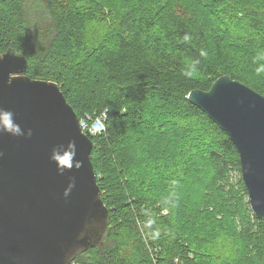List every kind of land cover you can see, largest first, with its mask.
<instances>
[{
    "label": "trees",
    "instance_id": "16d2710c",
    "mask_svg": "<svg viewBox=\"0 0 264 264\" xmlns=\"http://www.w3.org/2000/svg\"><path fill=\"white\" fill-rule=\"evenodd\" d=\"M8 49L82 121L103 115L110 223L72 264H264L239 152L188 99L222 75L264 95V0H0Z\"/></svg>",
    "mask_w": 264,
    "mask_h": 264
},
{
    "label": "water",
    "instance_id": "95a60500",
    "mask_svg": "<svg viewBox=\"0 0 264 264\" xmlns=\"http://www.w3.org/2000/svg\"><path fill=\"white\" fill-rule=\"evenodd\" d=\"M25 68L18 51L0 52V264H71L101 242L110 210L91 161L92 134L57 82ZM188 99L235 144L249 203L264 219V95L222 75ZM66 157L70 169L59 164Z\"/></svg>",
    "mask_w": 264,
    "mask_h": 264
},
{
    "label": "clouds",
    "instance_id": "9594fccd",
    "mask_svg": "<svg viewBox=\"0 0 264 264\" xmlns=\"http://www.w3.org/2000/svg\"><path fill=\"white\" fill-rule=\"evenodd\" d=\"M257 71H264V69H257ZM11 134L13 135H23V133H17V132H12L11 130H9ZM28 136H31L32 135V132H31V129L28 130V133H27ZM53 161L54 160V157L51 155L50 157ZM59 164H62V165H67V169H70L71 168V164L69 163V159L66 157L62 160L59 161ZM57 169L60 173H63L66 168L65 167H62V166H57ZM65 195H68V191H65Z\"/></svg>",
    "mask_w": 264,
    "mask_h": 264
},
{
    "label": "built area",
    "instance_id": "2783aa9c",
    "mask_svg": "<svg viewBox=\"0 0 264 264\" xmlns=\"http://www.w3.org/2000/svg\"><path fill=\"white\" fill-rule=\"evenodd\" d=\"M85 123H87L86 121H82L81 119H80V124H81V127H82V129H83V131L84 132H89V133H91L92 135H94V134H96V133H98V132H100V131H102V130H104V125H103V121H99L98 120V122H96V126L94 125L93 127H92V129H93V131H89L88 130V128H86L84 125H85ZM72 264V263H71Z\"/></svg>",
    "mask_w": 264,
    "mask_h": 264
},
{
    "label": "rangeland",
    "instance_id": "374dc122",
    "mask_svg": "<svg viewBox=\"0 0 264 264\" xmlns=\"http://www.w3.org/2000/svg\"><path fill=\"white\" fill-rule=\"evenodd\" d=\"M89 117H90V120H89ZM88 117V119H86V122L87 123H85V127L86 128H88V130L90 131H93V129H92V127L95 125L96 126V122H98V120L99 121H103V115H100V116H96V117H92V116H89ZM90 131V132H91ZM164 213L166 214H168L169 213V210L168 209H165V211H164Z\"/></svg>",
    "mask_w": 264,
    "mask_h": 264
}]
</instances>
